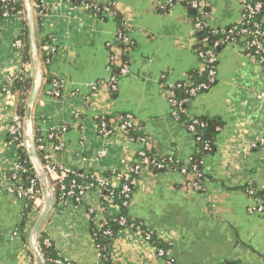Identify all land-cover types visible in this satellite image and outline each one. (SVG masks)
<instances>
[{
	"label": "crops",
	"instance_id": "crops-1",
	"mask_svg": "<svg viewBox=\"0 0 264 264\" xmlns=\"http://www.w3.org/2000/svg\"><path fill=\"white\" fill-rule=\"evenodd\" d=\"M96 1L104 8L101 14L74 0H42L43 14L34 12L37 47L50 52L33 109L36 135L47 138L54 130L61 149L46 142L54 162L81 173L112 174L114 184L120 183L117 175L129 178L138 152L147 147L157 157L187 165L197 141L173 114L167 91L203 75L195 49V10L178 0ZM110 7L119 13L132 47L128 72L117 77L114 90L108 65L120 27ZM201 9L214 29L233 25L241 14L238 0H201ZM25 27L24 11L0 17V264H31L33 259L27 232L38 206L26 213V199L9 189L19 150L8 132L17 113L10 83L21 72L32 77L34 71L13 44ZM215 51L213 85L186 102L189 115L218 124L211 151L201 160V189L184 185L179 170L156 171L141 163L126 210H105L97 189L84 203L58 202L42 231L61 257L98 262L91 224L120 211L132 221L111 241L113 264H264V216L254 196L264 190V68L241 42ZM50 79L61 83L59 97L48 92ZM125 114L133 117L136 137L118 126L115 118ZM102 116L110 118L108 135L99 133ZM146 233L166 244L175 259L156 255Z\"/></svg>",
	"mask_w": 264,
	"mask_h": 264
},
{
	"label": "built area",
	"instance_id": "built-area-1",
	"mask_svg": "<svg viewBox=\"0 0 264 264\" xmlns=\"http://www.w3.org/2000/svg\"><path fill=\"white\" fill-rule=\"evenodd\" d=\"M7 1V0H2ZM96 1V0H95ZM181 2H187L189 7L195 10V15L192 16L193 22V30L197 37L199 34L203 33L204 29L209 28L208 30L214 33L222 34L221 38L218 40L209 43L208 37L201 35L200 45H196V53L202 67L204 78L198 83L186 85L178 83L176 85L170 86L168 89V102L173 110V114L179 119L182 114L185 115L181 121L184 122L185 126L194 134L195 138L198 139L197 132L204 127L205 122L195 116L189 115L184 107V103L188 100L190 96H193L199 92H202L209 88L211 83L215 80L216 74V51L215 48L219 46V44H228L235 43L238 40V37H243L246 39L243 44V48L246 53L253 59H256L257 62L264 68V30L261 25L255 21V18L258 16L262 9V3L258 0H238L241 8V14L239 20L233 25L225 28V29H214L210 28L206 20L204 18L203 10L201 9V0H178ZM87 6V4H85ZM92 5V4H90ZM108 12H111L107 9ZM9 11L6 9L2 11L0 17H8ZM117 40L121 41L125 45L123 49L117 48L116 52L110 55L108 69L110 71L109 76V84L112 90L116 89V81L119 75H124L128 72V64L123 56L127 55V52L130 50L129 45L130 41L124 31V29L119 28L116 32ZM14 46L17 48H21L23 42L21 38L16 39L14 41ZM128 47V48H127ZM53 47H51V51ZM127 51V52H126ZM126 52V54H125ZM124 58V59H123ZM117 65L119 67L118 72L113 73L112 66ZM11 81V79L9 80ZM176 89H183V92L186 95V98L179 97L176 92ZM52 96L59 97L61 95V83L57 80H53L51 82V89L48 91ZM115 119L118 120L119 127L127 132V130L131 127H135V123L133 121V117L130 114H125L122 116H118ZM98 128L99 133L102 135H108L111 132V128L103 119V116L98 120ZM64 127H61L60 130H63ZM9 134L12 136L13 140L17 143L18 147L24 148L23 143V115L20 116L16 113L13 116L12 122L8 128ZM55 136V131L52 130L47 134L48 139H52ZM148 146V142L145 141ZM148 148V147H147ZM36 149L41 152L42 159L44 162L43 165L53 183L55 191H57L56 203L61 202L64 203L67 200H72L75 203H84L86 200L87 194L89 191L93 189H97L100 192L101 197L103 193L108 191L110 194L113 192L110 189L109 181L106 177L97 176L91 173H81L73 170L72 168L59 164L53 161L52 154L48 150L47 143H38L36 145ZM54 150L61 149V143H53ZM146 148L141 149L138 152V158L133 167L131 168V175L129 178L117 175L120 180H123L121 187L119 188V196H122L121 205L117 204L113 201L109 195L104 198H108V208L109 207H117L118 209L121 207H125L128 204L130 198V185L132 184L131 180L134 178L135 174H138L141 168V163H145L146 165L158 169H162L164 167L163 161L164 157H156L149 156L146 154ZM203 149H208V144L205 143L203 145ZM170 159V157H168ZM174 160L173 158H171ZM25 160H23L20 155L17 153V163L14 166V169L9 173V189L13 192H16L18 196H22L25 199L32 200L34 206L40 205L41 202V190L38 184V180L36 176L32 177L27 181V183H23L20 180L19 174L27 172V166H25ZM176 170H179L180 174L183 178L184 185L191 186L194 189H201V182L198 178H200V171L197 170L196 166L193 165L192 168L188 169V166H182ZM258 210L260 212L264 211V206L260 200H258ZM116 212V211H115ZM115 219L118 220V223L121 225H127V218L124 213L117 211L113 214ZM127 223V224H126ZM102 223H98V227H100ZM105 233H110L107 229L104 231ZM150 234L146 233V237L150 239ZM43 243L47 246L51 244V241L48 237L43 238ZM167 251L159 249L156 251V255L158 256H167ZM67 260V259H65ZM53 264H61L62 261L60 259H52ZM33 264V261L31 262ZM226 264V263H222Z\"/></svg>",
	"mask_w": 264,
	"mask_h": 264
},
{
	"label": "trees",
	"instance_id": "trees-1",
	"mask_svg": "<svg viewBox=\"0 0 264 264\" xmlns=\"http://www.w3.org/2000/svg\"><path fill=\"white\" fill-rule=\"evenodd\" d=\"M33 1H34V3H32V4H33L34 12H37L38 15H42L44 12V7L41 4L42 0H33ZM74 1H79V2H82L83 4H87V7L91 11L96 12L97 14H101L104 12V8L100 4H98V2L95 0H74ZM258 1H260V0H258ZM90 4H92V5H90ZM5 9L7 11H9V15L21 16V15H23V11H24L23 1L22 0H7V1L3 2L2 0H0V15H1L2 11H4ZM112 9L113 8H111V7L109 8L110 11H112ZM112 12L115 15V19L119 23V27L122 28V20H121L119 13L118 12L115 13L114 9ZM192 15H195V12L192 13ZM255 21L261 25L258 16L255 18ZM208 29L209 28L204 29L203 33L199 34L197 45L201 44V42H199L201 40V35L207 36L209 43H212L213 41L221 38L222 34L214 33ZM262 29L264 30L263 27H262ZM246 39L247 38L244 39L241 36V37H238L237 41L244 44ZM21 40L23 42V45L20 49H21V52L23 53V57L26 61H31L30 53H29L28 28L27 27H25L23 29V34L21 36ZM45 42H46V44L52 46L51 45L52 44L51 39L46 38ZM115 44H116L117 48H119V49H123V47H125V45L123 43H121V41L117 40V38L115 39ZM223 45L224 44L220 43L219 47H221ZM129 48L131 49L132 47L129 45ZM126 52H125V54H126ZM38 53H39V58H40L42 67H43V65L47 66V64L45 62H46V59H48L50 57V52L38 49ZM123 57L127 61V55L123 56ZM118 70H119V67L114 64L112 66L113 73L118 72ZM203 78H204V75H202V77L199 80H197L196 83L203 80ZM31 80H32L31 76H29L26 72H21L18 75H16V77L10 83L11 90L16 93L17 113L20 116H22L23 112H24V107H25L27 96H28V92L31 88ZM52 81H53V79H50V81H48V83H51ZM211 85H213V83H211ZM176 92L179 95V97H182V98L185 97L186 98V95L183 92V89H176ZM184 107L186 108V103H184ZM184 116L185 115L182 114V116L179 118V120H182V118ZM103 119L109 125V119L110 118L108 116H103ZM204 122H205L204 127L201 128L197 132L198 139L195 138L197 141L196 151L191 156L190 162L187 165H182L181 163L177 162L176 160H172L171 158L168 159V157H164V161H163L164 167L162 169L154 168V170L165 171V170H169V169H178L182 166H188V169H189V168H192L193 165H195L197 170L200 171L201 160L204 156H206L211 151L212 141L214 140V137H215V135L217 133V129H218L217 122L209 121V120H205ZM126 133L130 137H136V135H137L136 129L134 127L129 128ZM9 138L13 142H15L11 135H9ZM47 141H50L53 143L56 142L57 141L56 134L52 139H48V138H42V137L36 135V133H35V144L36 145L38 143H46ZM205 143L208 144V149H206V150L203 149V145ZM145 151H146L147 155L155 156L151 148L150 149L146 148ZM37 152H38V155L40 157V160L42 162H44L42 159L41 152L38 150H37ZM18 154L20 155V157L23 160H25L24 164H25V166H27V172L19 174L20 180L25 184V183H27V181H29L30 178L34 177L35 174H34L33 170L30 168V164L27 161L26 152L24 151L23 147H19ZM137 175L138 174H135V176H137ZM105 177H106V179H108L109 186L111 187L110 189H112L111 191L113 192L112 194H110L108 191L103 193V196L101 199L102 207L106 210L108 208L109 202H108V198H104V197H107L108 195H109V197H111L113 199L114 202L121 205L122 196H119V188L121 187L123 180H120V183H118V184H114L112 182V179H111L112 174H106ZM198 179L200 181L201 178H198ZM131 191H132V184L130 185V197H131ZM55 195L57 196V191H55ZM254 196L256 197L257 200H260L264 206V190H261L259 192L254 193ZM33 207H34V204H33L32 200L26 198V208H25L26 213L30 212ZM122 208H123V210H126L127 205L125 207H122ZM261 213L264 216V211ZM126 220H127L128 224H130L132 221L130 218H127ZM100 223H102V225L100 227H98V224H95L94 222H92V224H91V233H92L95 245H96V247L100 253L99 261L94 263V264H113L111 261V258L109 256V251L111 248V241L114 238V236L116 235L117 231L125 225L119 224L118 220L115 219L114 216L107 215V214H106L105 218L100 221ZM107 229L110 231V233L104 232ZM44 237H47V235L45 232L41 231V233L39 235V241H40L41 250L43 252L46 264H53L52 259H60L62 261L61 264H80V263H77L74 261L65 260L63 257H61L58 254V252H57L56 248L53 246L52 242L49 246H47L43 243ZM150 240L152 241V244L155 247L156 251H158L159 249L167 251L168 247L166 244H163L162 241L155 239V237L152 235L150 236ZM162 257H167V256L163 255ZM32 261H33V259H32ZM228 264H231V263H228Z\"/></svg>",
	"mask_w": 264,
	"mask_h": 264
},
{
	"label": "water",
	"instance_id": "water-1",
	"mask_svg": "<svg viewBox=\"0 0 264 264\" xmlns=\"http://www.w3.org/2000/svg\"><path fill=\"white\" fill-rule=\"evenodd\" d=\"M22 1L28 28L30 58L34 69L31 77V88L23 112V143L27 161L38 180L41 190V202L27 232V245L33 258V264H46L39 235L56 205V195L53 183L40 160L35 144L33 109L42 86L43 68L38 54L33 4L31 0ZM167 252L168 257L175 259L171 249ZM227 262L226 260H220L217 264H228Z\"/></svg>",
	"mask_w": 264,
	"mask_h": 264
}]
</instances>
